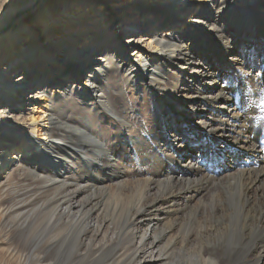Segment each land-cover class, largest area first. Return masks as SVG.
Segmentation results:
<instances>
[{"label":"bare ground","instance_id":"bare-ground-1","mask_svg":"<svg viewBox=\"0 0 264 264\" xmlns=\"http://www.w3.org/2000/svg\"><path fill=\"white\" fill-rule=\"evenodd\" d=\"M8 190L31 264H264V0H0Z\"/></svg>","mask_w":264,"mask_h":264},{"label":"rangeland","instance_id":"rangeland-1","mask_svg":"<svg viewBox=\"0 0 264 264\" xmlns=\"http://www.w3.org/2000/svg\"><path fill=\"white\" fill-rule=\"evenodd\" d=\"M183 15H182V18L186 20L188 17H186V16L183 17ZM136 28H137V30H139V26L136 27ZM130 51H131L130 49L129 50L127 49V54L126 55H128L130 53ZM62 67L63 66L61 65L60 69L64 68V67L63 68ZM82 68H83V66H78L77 65L75 70L79 71ZM60 69H58V71H60ZM70 69H71V67L67 68V70H64V71L67 72V71H70ZM63 74H65V73H63ZM178 79H180L181 83L184 81L183 77L178 76L177 80ZM33 89H35V88H33ZM128 96H130V93H128ZM148 99H149V97H148ZM131 100L138 107L144 106L145 110H148V109L151 108L150 107L151 106L150 102H146V101L142 102L141 99H139L138 102H135L134 98H132ZM21 107L25 111H29L30 112V110H31V112H32V110H36L35 112H39L40 108H42V102L33 101V102H30L29 104H26V105L22 104ZM144 117H145V119H147L148 115L144 114ZM109 126H111V125H109ZM11 190H14V189H11ZM3 193L1 195H6L5 197H10L11 198L9 200L7 198H5L2 201H0V203L3 206L9 207L10 210H11V213L8 214L7 221L5 222V224L8 223V225L5 226L4 230H8L9 233L11 234L10 235L11 237L14 236L13 238L16 239L15 241L18 242V244L20 245V248L22 249V253L25 252L23 249H25L26 251L28 250L27 254H30L29 255V259H28L29 260L28 263L31 264L32 261H33V258L31 257L32 256V252L30 251V249H31L30 247L33 246V240L37 238L38 234L41 231H45V230H43L44 227L41 224V220L40 219L36 220V219L33 218L36 215L33 209H30V208L27 209L28 207H20L19 208V205L21 204L20 203L21 198H23L24 195H20V194H16V193L15 194L14 193L10 194L9 190L6 191V192H3ZM9 201H11V202H9ZM9 203H11V205ZM24 208H26V209H24ZM21 211H23V212H21ZM29 216H33V217H29ZM17 223L20 224L19 225L20 227L18 226ZM5 224H3V226ZM14 226L15 227L18 226V227L14 228ZM12 228H14L15 230L12 229ZM0 237L3 238V234H1ZM23 245H25L24 248H23ZM238 248H235L234 250L229 252L230 254L227 255L226 261L224 260L225 261L224 263H226V264H240L241 263V261H242L241 260V256H243V254H242V251L240 250V246ZM238 250H240V251H238ZM77 262L78 261L74 262L73 260H71L70 262L68 261V264H86V263L87 264H94L93 262H90V261H87V262L84 261V262H79V263H77Z\"/></svg>","mask_w":264,"mask_h":264}]
</instances>
